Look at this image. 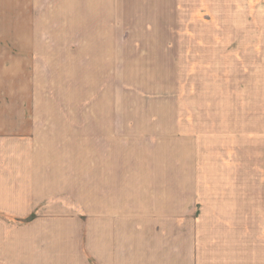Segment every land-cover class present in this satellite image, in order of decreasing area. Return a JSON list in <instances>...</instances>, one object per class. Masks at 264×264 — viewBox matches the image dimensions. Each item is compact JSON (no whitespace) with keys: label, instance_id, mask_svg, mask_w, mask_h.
<instances>
[{"label":"rangeland","instance_id":"rangeland-1","mask_svg":"<svg viewBox=\"0 0 264 264\" xmlns=\"http://www.w3.org/2000/svg\"><path fill=\"white\" fill-rule=\"evenodd\" d=\"M1 128L40 253L225 191L264 220V1L0 0Z\"/></svg>","mask_w":264,"mask_h":264},{"label":"crops","instance_id":"crops-1","mask_svg":"<svg viewBox=\"0 0 264 264\" xmlns=\"http://www.w3.org/2000/svg\"><path fill=\"white\" fill-rule=\"evenodd\" d=\"M220 193L223 194L213 195L215 199L204 205H182L181 213L195 210L193 215L173 221L176 227L172 234L168 215L156 219L146 216L144 222L130 221L128 231L124 223L118 230L122 236L106 237L100 233L88 239V244L97 245L96 249L89 248L88 255L81 247L75 253L66 254L65 248L61 254L53 250L40 253L38 239L26 238L22 232L26 221L34 222L36 211L28 216L13 214L8 190L0 188V264H264V220L255 215L261 210L244 204L247 196L234 201L229 200L227 191ZM161 209L169 212L168 206ZM9 221L20 223L16 237L9 238ZM61 239L69 242L75 238ZM79 241L84 244L87 238ZM92 254L94 258L90 257Z\"/></svg>","mask_w":264,"mask_h":264},{"label":"built area","instance_id":"built-area-1","mask_svg":"<svg viewBox=\"0 0 264 264\" xmlns=\"http://www.w3.org/2000/svg\"><path fill=\"white\" fill-rule=\"evenodd\" d=\"M264 1V0H263Z\"/></svg>","mask_w":264,"mask_h":264}]
</instances>
